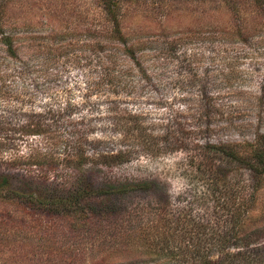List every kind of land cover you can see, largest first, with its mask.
I'll return each mask as SVG.
<instances>
[{"label": "rangeland", "instance_id": "obj_1", "mask_svg": "<svg viewBox=\"0 0 264 264\" xmlns=\"http://www.w3.org/2000/svg\"><path fill=\"white\" fill-rule=\"evenodd\" d=\"M0 1L7 4V25L20 37L23 59L13 62L1 50L0 73L5 72L6 87L31 95L26 110L41 109L50 95L76 104L73 117L92 128L90 140L82 141L91 155L126 148L113 118L139 115L155 138L149 141L154 148H138L130 162L104 172L89 167L96 179L152 178L161 183L153 194L127 199L129 210L103 212L83 226L70 216L25 211L18 202L0 198V264H120L116 258L122 257L123 264H170L158 256L166 250L152 222L156 207L183 208L189 202L196 214L211 220L218 198L238 195L244 180L252 186L249 171L242 177L234 165L227 166L226 179L221 175L214 182L197 165L208 144L240 145L264 133V102L259 101L264 96V29L253 31L246 41L219 32L223 23H236L240 15L250 19L264 12V0H239L233 8L221 0H129L123 22L130 31H145L138 39L146 46L137 55L139 64L122 58L119 50V66L107 57L116 44L94 34L95 27L107 25L98 0ZM165 26L168 36L160 32ZM99 40L107 47L100 52ZM24 65L29 69L22 75ZM120 69L125 89L115 88L120 76L111 77ZM55 143L39 135L0 141V161L56 150ZM227 181L230 191L225 193ZM33 183L38 187L41 182ZM135 203L141 208L150 203L148 213L141 209L131 216ZM251 214V223L264 222V185ZM259 236L264 243V229Z\"/></svg>", "mask_w": 264, "mask_h": 264}, {"label": "trees", "instance_id": "obj_2", "mask_svg": "<svg viewBox=\"0 0 264 264\" xmlns=\"http://www.w3.org/2000/svg\"><path fill=\"white\" fill-rule=\"evenodd\" d=\"M128 1H97L107 25L95 27L94 34L116 44V50H109L107 56L115 66L120 65L119 50L122 58L126 55L139 64L140 57L137 55L146 46V41L138 39L145 31H130L123 22L124 6ZM221 1L227 3L229 8H233L234 2H239ZM6 8L7 4L0 1V51L3 50L11 61L20 62L23 61L17 43L20 37L9 31ZM168 28L165 26L160 31L161 34L168 36ZM258 28L264 29V12H259L250 19L240 15L236 23H223L219 32L235 40L246 41ZM98 42L95 45L99 52L107 48L103 45L104 42ZM28 69L24 65L19 71L23 75ZM121 72L120 69L111 77L120 76L115 88L125 89V72ZM4 73H0V82H3L0 83V141H26L29 136L39 135L56 141L59 148L28 156H11L0 161V198L18 202L25 211H51L65 218L70 216V220L83 226L90 217L95 218L103 212L112 214L129 210L127 199L139 196V193L153 194L161 187V183L152 178L108 180L109 177L106 176L96 179L91 170L94 167L104 172L106 168L130 162L138 148H154L149 144L154 137L149 133V128L142 125L139 115L128 112L127 115L113 118V125L120 128L117 131L124 134L119 141H124L126 148L91 155L83 149L82 141L90 140L87 132L92 128L89 126L90 122H77L73 117L76 104L70 100L63 102L50 95L43 99L41 109L26 110L27 103L31 102V95L27 91L24 93L6 87ZM112 80H109V84L113 83ZM259 101L264 102L263 95ZM126 122L132 123L126 125ZM67 141H71V144ZM63 146L65 150L62 151ZM206 148V156L200 159L197 169L204 172L209 180L217 181V176L221 175L226 176V179L227 166L234 165L242 177L245 171H249L253 178L252 186L244 180L236 190L238 195L232 197L231 192L228 196L218 198L213 205L211 220L196 214L189 202V206L183 208L168 209L165 204L156 207V221H151L157 223L156 230L162 235L160 242L166 250L158 256L167 257L170 264H264V243L258 242L264 222H250L256 193L264 185V133L258 134L252 142L240 145L208 144ZM64 151L67 153L61 157ZM36 179L41 182L38 187L33 183ZM49 179H53L50 184ZM42 183L46 187L41 186ZM229 184L230 181L223 184L225 193L230 191ZM7 192L13 195L7 196ZM139 203L132 204L131 216L140 213L141 209L148 213L150 203L142 204V208ZM116 259L121 263L125 260L123 257Z\"/></svg>", "mask_w": 264, "mask_h": 264}]
</instances>
